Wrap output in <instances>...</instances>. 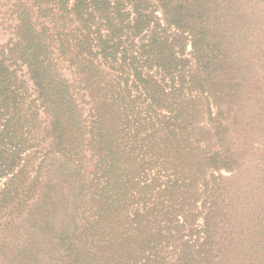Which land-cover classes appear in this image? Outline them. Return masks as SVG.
Listing matches in <instances>:
<instances>
[{"label":"trees","instance_id":"16d2710c","mask_svg":"<svg viewBox=\"0 0 264 264\" xmlns=\"http://www.w3.org/2000/svg\"><path fill=\"white\" fill-rule=\"evenodd\" d=\"M7 5L0 264H264V74L227 0Z\"/></svg>","mask_w":264,"mask_h":264},{"label":"rangeland","instance_id":"374dc122","mask_svg":"<svg viewBox=\"0 0 264 264\" xmlns=\"http://www.w3.org/2000/svg\"><path fill=\"white\" fill-rule=\"evenodd\" d=\"M13 1L0 0V42L13 37V21L7 12V4ZM228 47L238 51L241 58L245 57L246 70L254 78L264 74V0H227ZM222 173L230 174L224 170Z\"/></svg>","mask_w":264,"mask_h":264}]
</instances>
